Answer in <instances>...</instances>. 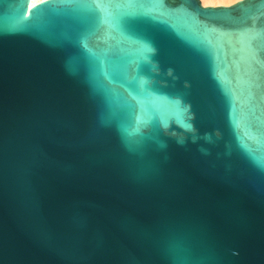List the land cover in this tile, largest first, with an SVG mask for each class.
<instances>
[{
    "label": "water",
    "instance_id": "1",
    "mask_svg": "<svg viewBox=\"0 0 264 264\" xmlns=\"http://www.w3.org/2000/svg\"><path fill=\"white\" fill-rule=\"evenodd\" d=\"M0 264H264V0H0Z\"/></svg>",
    "mask_w": 264,
    "mask_h": 264
},
{
    "label": "bare ground",
    "instance_id": "2",
    "mask_svg": "<svg viewBox=\"0 0 264 264\" xmlns=\"http://www.w3.org/2000/svg\"><path fill=\"white\" fill-rule=\"evenodd\" d=\"M39 1H43V0H29V6L31 5H34L35 3L39 2ZM235 2V1H238V0H199L200 4L202 6H214L216 4H222V5H225V4H229L230 2Z\"/></svg>",
    "mask_w": 264,
    "mask_h": 264
},
{
    "label": "rangeland",
    "instance_id": "3",
    "mask_svg": "<svg viewBox=\"0 0 264 264\" xmlns=\"http://www.w3.org/2000/svg\"><path fill=\"white\" fill-rule=\"evenodd\" d=\"M239 1V0H238ZM236 2V1H235ZM235 2H230L228 5H231V4H233V3H235ZM227 4H225V5H222V4H216V5H214V6H228ZM208 6V5H207Z\"/></svg>",
    "mask_w": 264,
    "mask_h": 264
}]
</instances>
